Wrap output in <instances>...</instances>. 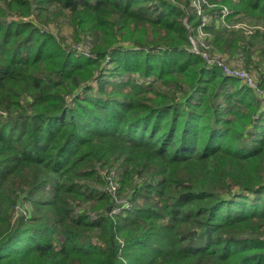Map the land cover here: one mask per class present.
I'll return each instance as SVG.
<instances>
[{
    "label": "trees",
    "instance_id": "1",
    "mask_svg": "<svg viewBox=\"0 0 264 264\" xmlns=\"http://www.w3.org/2000/svg\"><path fill=\"white\" fill-rule=\"evenodd\" d=\"M198 31L264 62V0H0V264H264V71Z\"/></svg>",
    "mask_w": 264,
    "mask_h": 264
},
{
    "label": "rangeland",
    "instance_id": "2",
    "mask_svg": "<svg viewBox=\"0 0 264 264\" xmlns=\"http://www.w3.org/2000/svg\"><path fill=\"white\" fill-rule=\"evenodd\" d=\"M233 25L234 28H238V26L241 25L242 27V24L240 22H235V21H232L231 23H227V26H231ZM49 28L52 30V32H54L55 34L58 35V37H61L62 39H64V42L66 45L69 46V43H73V31H72V28L70 25L66 24V22L63 20V18H60L57 22H54V23H50L49 24ZM203 37L201 38V42L200 43H197V42H192L193 44V48H194V52L195 53H200L202 56H205L206 53L203 52L201 49H200V45L205 47V46H208L207 44V39H205L204 35H208V34H205L204 32L201 31H198V36ZM215 55H218V54H213V56ZM213 61H216L217 59H212ZM257 62L255 64H250L248 67H249V70H247L245 67L242 68L243 71H245V73L250 77V78H254V81H255V84L257 83V77L256 76H259V75H256L257 73L255 72V67L256 65H260L261 69L264 71V62H262V60H259V59H256ZM255 65V66H254ZM115 186V184H114ZM110 188L111 190H113V187Z\"/></svg>",
    "mask_w": 264,
    "mask_h": 264
},
{
    "label": "built area",
    "instance_id": "3",
    "mask_svg": "<svg viewBox=\"0 0 264 264\" xmlns=\"http://www.w3.org/2000/svg\"><path fill=\"white\" fill-rule=\"evenodd\" d=\"M198 12L200 13V9L198 6ZM209 20L208 18H205L203 24L207 23ZM239 27V26H238ZM201 33V32H200ZM77 51H81L83 52L84 55H88L87 51L85 50V48L83 46L81 47H77L76 48ZM205 57H207L205 55ZM211 58L207 57V60L209 62H212V60H210ZM217 64L221 66V69L223 70V72L227 75V76H232V77H236L240 80H242L245 84H247L248 86L254 87L256 88V84L254 81V78H250L245 71L242 70V68H238L236 66L234 67H228L225 64H222L220 60H217Z\"/></svg>",
    "mask_w": 264,
    "mask_h": 264
},
{
    "label": "water",
    "instance_id": "4",
    "mask_svg": "<svg viewBox=\"0 0 264 264\" xmlns=\"http://www.w3.org/2000/svg\"><path fill=\"white\" fill-rule=\"evenodd\" d=\"M109 209H110V206L107 207V210H109Z\"/></svg>",
    "mask_w": 264,
    "mask_h": 264
}]
</instances>
